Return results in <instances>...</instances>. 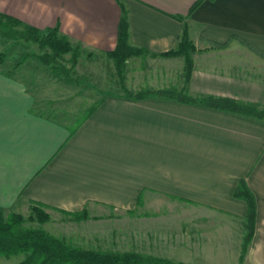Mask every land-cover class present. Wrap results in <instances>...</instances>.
<instances>
[{"label":"crops","instance_id":"obj_1","mask_svg":"<svg viewBox=\"0 0 264 264\" xmlns=\"http://www.w3.org/2000/svg\"><path fill=\"white\" fill-rule=\"evenodd\" d=\"M195 1L0 0V13L38 30L58 27L84 58L115 48L121 7L130 45L151 53L175 48L183 28L175 16H187ZM184 22L195 46L188 94L263 108L264 0H204ZM151 59L126 68L125 86L136 80L132 89L181 88L183 58ZM10 69L0 65V210L27 213L35 203L58 221L61 211L84 207L102 217L172 205V263L264 264V120L113 93L82 121L89 105L71 134L72 126L36 108L34 93ZM240 180L256 203L242 261L247 203L234 196Z\"/></svg>","mask_w":264,"mask_h":264},{"label":"rangeland","instance_id":"obj_2","mask_svg":"<svg viewBox=\"0 0 264 264\" xmlns=\"http://www.w3.org/2000/svg\"><path fill=\"white\" fill-rule=\"evenodd\" d=\"M4 29L0 24V52L6 54L5 61L0 65L10 67V70L18 73L25 80L36 98V108L42 110V113L57 117L68 125L74 126L86 113L89 105H91V108L113 93L124 95L114 61L107 56V53L111 51L98 53L95 57H92L91 52H87L84 58H82L83 54H80L74 66L70 62L71 53H67L58 60V69H52L49 64L38 59L39 55L48 50L40 49L36 43L24 40L17 33H13L11 36L4 35L2 33ZM76 46L80 50V46ZM154 54L158 53L149 52L127 57L123 67V83H125L126 68L131 69L136 66V59L143 61L142 57L145 56V58H152L149 60L150 62H157L163 58L174 57ZM175 57L183 58L185 67L184 56L178 55ZM160 63L155 65H160ZM60 66L66 67V70H63ZM135 68L138 69L139 67L136 66ZM183 76L184 79L181 88L179 87L180 89L172 86L160 89L183 90L186 86L185 69ZM135 83L136 80L130 81L133 87L136 86ZM125 87L132 94L141 90H160L152 89V87H150L151 89H132L133 87L127 85ZM145 193L156 195L158 191H145ZM160 193L161 197L169 198L171 196ZM81 211H84L87 218L75 220L70 219L69 214H67ZM45 212L50 217L49 212ZM61 213L62 218L58 221L49 218L43 224L25 221L24 225L42 227L49 233L63 238L75 246L102 251H138L144 255L169 260L172 263V205H136L127 212L115 210L111 214L106 212L107 215L102 217L90 216L86 211V207L80 211H61ZM20 214L27 217L30 214V208L27 213ZM58 217L60 218V215ZM19 258V255L12 256L10 261H17ZM10 261L8 264L11 263ZM173 264L177 263L173 262Z\"/></svg>","mask_w":264,"mask_h":264},{"label":"trees","instance_id":"obj_3","mask_svg":"<svg viewBox=\"0 0 264 264\" xmlns=\"http://www.w3.org/2000/svg\"><path fill=\"white\" fill-rule=\"evenodd\" d=\"M204 0H196L189 8L190 15ZM187 15V16H188ZM187 16H175L179 21H183L182 33L179 36L175 48L168 51L154 54L164 57L183 55L185 59V85L187 84L191 70L192 59L191 53L195 51V46L189 38L188 27L184 22ZM0 24L5 28L2 33L11 36L17 33L24 40L32 41L40 49L48 50L38 56L41 62L49 64L52 69H58V60L67 53H71V64L74 66L81 54L79 48L72 44L70 39L59 31L58 27L38 30L18 19L6 14L0 13ZM212 47H222L223 45L211 43ZM149 51L130 45L127 13L121 7V17L117 27L116 47L107 56L113 59L117 76L120 78V86L123 89L122 96L133 100H140L150 96L165 97L178 102L187 104H202L212 108L226 110L229 112L239 113L247 116H253L257 119L264 120V107L259 108L257 105L242 103L230 98H221L213 96L194 97L188 94L186 86L183 90L175 91L171 89H160L156 91L141 90L132 94L123 83V67L127 57L132 55L146 54ZM6 59V54L0 52V64ZM63 70L66 67L60 66ZM161 95V96H160ZM100 102V101H99ZM92 106L82 121L90 115L97 105ZM78 125L70 127L72 134ZM235 197L244 199L247 203L246 214V233L243 238L240 261L243 260L249 243L253 235V225L256 217V203L253 193L250 191L244 180H240L234 191ZM30 214L24 217L20 213L7 212L0 210V258L10 259L12 256H21L18 264H173L169 260L144 255L138 251H102L83 248L68 243L63 238L57 237L42 227L25 226V221L37 222L43 224L49 220V215L44 211L41 205L31 203ZM70 219L83 220L87 218L84 211L67 213ZM182 264V263H177Z\"/></svg>","mask_w":264,"mask_h":264}]
</instances>
